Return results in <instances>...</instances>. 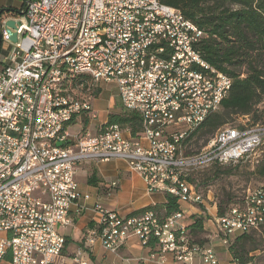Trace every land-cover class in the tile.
I'll list each match as a JSON object with an SVG mask.
<instances>
[{
  "label": "built area",
  "instance_id": "built-area-1",
  "mask_svg": "<svg viewBox=\"0 0 264 264\" xmlns=\"http://www.w3.org/2000/svg\"><path fill=\"white\" fill-rule=\"evenodd\" d=\"M20 1L11 12L16 41L1 32V44L12 48L0 68V232L7 233L0 238V263L9 254L10 264H70L57 229L71 222L69 207L79 197L76 171L86 160L121 159L149 192L199 205L203 197L190 180L193 172L258 162L264 124L246 116L220 127L198 151L184 152L189 136L220 109L231 77L203 59L206 34L180 10L159 0ZM136 14L166 16L167 25L136 21ZM139 49L166 52V58L133 61ZM56 60L64 69L93 67L100 88L113 84L122 108L139 115L140 136H125L117 124L72 133L74 117L96 119L94 99L77 105L58 98ZM95 209L100 220L88 230L89 243L98 239L116 252L135 236L145 246L153 240L161 258L218 262L214 249L190 237L180 209L165 217L153 209L126 216ZM214 223L213 236L227 248L238 235L264 229V187L247 189Z\"/></svg>",
  "mask_w": 264,
  "mask_h": 264
},
{
  "label": "trees",
  "instance_id": "trees-1",
  "mask_svg": "<svg viewBox=\"0 0 264 264\" xmlns=\"http://www.w3.org/2000/svg\"><path fill=\"white\" fill-rule=\"evenodd\" d=\"M159 1L180 10L187 19L203 29L206 34L201 45L203 59L231 77L230 89L222 100L220 109L207 116L188 140L195 136L211 138L220 127L227 125L233 115L250 116L251 123L264 124V107L256 109L260 103L264 105V0ZM1 13L2 10L0 15ZM71 89L76 90L78 96L89 99L98 98L101 93L99 85L88 74H79L73 78ZM121 109L108 113L103 125L117 124L121 129H128L131 137L140 136L142 122L139 115ZM82 123L86 127V115L82 116ZM259 172L264 174V163ZM233 204L235 203L227 207ZM162 207L163 217L179 211L176 198L167 193ZM227 207L224 208L219 202L216 207L217 215H222ZM203 221L202 216L196 218L187 227L189 234L192 231L201 233ZM248 234L238 235L228 249L238 264H261L255 262L254 256L250 255L256 247L246 246L250 241Z\"/></svg>",
  "mask_w": 264,
  "mask_h": 264
},
{
  "label": "crops",
  "instance_id": "crops-1",
  "mask_svg": "<svg viewBox=\"0 0 264 264\" xmlns=\"http://www.w3.org/2000/svg\"><path fill=\"white\" fill-rule=\"evenodd\" d=\"M20 5V0H0L1 17L12 18L11 9H18ZM2 60L1 67L5 63L4 59ZM97 99L100 100L99 104L92 105L97 117L89 120L86 125L91 132H95L99 125L106 121L108 113L116 112L111 92L101 90ZM98 116L101 119L95 122ZM79 129L80 127L75 124L69 130L76 133ZM123 132L125 136H130L127 129ZM76 172L79 197L69 207L68 214L71 222L67 227L59 226L57 229L65 238L62 251L65 262L70 264H204L199 256H195L191 262L187 263L176 261L171 254H166L161 258L153 240L145 246L135 236H130L116 252L106 250L98 239L89 243L87 241L88 230L96 226L100 220V214L95 209L96 204L122 216L137 214L145 209H153L162 216V205L166 202V193L149 192L143 178L129 170L127 163L121 159L86 160ZM112 182H116L115 187L111 186ZM178 205L183 213V222L188 227L196 218L203 217L200 208L203 207V203L200 207L199 204L192 203H179ZM216 215L217 210L214 208V211L209 213V217L202 222V232L192 231L190 237L195 243L214 249L217 264H238L233 259L230 250L221 244L219 238L213 236ZM6 236L7 233L0 232V238ZM8 257L9 254L0 264H10ZM74 257H77L79 262H73Z\"/></svg>",
  "mask_w": 264,
  "mask_h": 264
},
{
  "label": "rangeland",
  "instance_id": "rangeland-1",
  "mask_svg": "<svg viewBox=\"0 0 264 264\" xmlns=\"http://www.w3.org/2000/svg\"><path fill=\"white\" fill-rule=\"evenodd\" d=\"M11 48V44H3L0 46V67L3 63L2 59ZM113 86L111 83L104 84L101 90L111 92L113 95L112 101H114V109L118 112L122 110V107L119 101H117L116 89ZM99 102L100 100L96 98L92 101V105L97 106ZM263 107V103H260L256 106V109L261 110ZM246 117L251 120L250 116ZM100 119L101 117L98 116L95 122H98ZM241 119L244 120L243 116L233 115L226 124L235 126ZM262 120L264 121V118ZM208 138L210 137H193L185 145L184 152L191 154L198 151L209 140ZM206 139L208 140L206 141ZM258 158L257 163L242 160L234 164H227L226 166L210 165L191 174L190 180L196 184L198 192L203 197V207H200V205L199 207L202 210L204 219L209 217V213L214 211V208L217 207L219 202L225 208L231 203L240 201L247 189L264 187V174L259 172L264 163V143L260 146ZM248 236L250 241L246 243V246L256 247L254 251L250 252V255L254 256L255 262L264 264V229L261 231H251Z\"/></svg>",
  "mask_w": 264,
  "mask_h": 264
},
{
  "label": "bare ground",
  "instance_id": "bare-ground-1",
  "mask_svg": "<svg viewBox=\"0 0 264 264\" xmlns=\"http://www.w3.org/2000/svg\"><path fill=\"white\" fill-rule=\"evenodd\" d=\"M170 9H176L170 6ZM136 21L148 22L149 25L166 26L167 17L156 14H136ZM166 52H157L152 49H139L137 53L133 54V61H156L165 60ZM56 74L54 81V88H57V96L64 103H74L77 105H85V98L78 96L76 90L71 89L73 78L79 74H88L92 79H95V70L93 67L68 66L63 68V60H56ZM231 85V79H230ZM52 109H60L59 102H52ZM74 124L82 126V117H74Z\"/></svg>",
  "mask_w": 264,
  "mask_h": 264
},
{
  "label": "water",
  "instance_id": "water-1",
  "mask_svg": "<svg viewBox=\"0 0 264 264\" xmlns=\"http://www.w3.org/2000/svg\"><path fill=\"white\" fill-rule=\"evenodd\" d=\"M15 20L12 18H2L0 15V41H1V32L2 30H5L9 36L8 39L11 42H15L16 41V33L12 30H15L16 28V22H14ZM59 144V143H58Z\"/></svg>",
  "mask_w": 264,
  "mask_h": 264
}]
</instances>
